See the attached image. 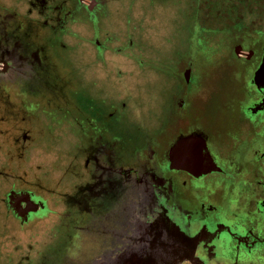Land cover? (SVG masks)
Listing matches in <instances>:
<instances>
[{"label": "flooded vegetation", "instance_id": "flooded-vegetation-1", "mask_svg": "<svg viewBox=\"0 0 264 264\" xmlns=\"http://www.w3.org/2000/svg\"><path fill=\"white\" fill-rule=\"evenodd\" d=\"M231 1L227 39L153 0H0V204L42 241L41 259L63 256L87 219L105 216L90 264L134 252L159 264H264V4ZM227 65L242 93L231 107L200 82ZM135 71L151 83L129 81ZM41 108L71 110L92 134ZM22 247L8 257L30 263L31 243Z\"/></svg>", "mask_w": 264, "mask_h": 264}, {"label": "rangeland", "instance_id": "rangeland-1", "mask_svg": "<svg viewBox=\"0 0 264 264\" xmlns=\"http://www.w3.org/2000/svg\"><path fill=\"white\" fill-rule=\"evenodd\" d=\"M154 3H156V9L158 11H162L161 13H164L166 15H170L172 13V10L175 9L177 12L180 10V17L184 19H190L188 22L189 25H198L199 20L202 22V19L209 20L216 26H207L206 29L209 30H217L223 37H227L229 39L231 29H232V21H231V7H232V1L231 0H189L187 4L184 7L180 6V9L175 8V0H153ZM163 2L162 7H158V3ZM245 3L252 4L254 7L256 6H262L264 4V0H245ZM244 4V2H243ZM147 9H150V2H142V9L141 12L144 11V13H149ZM170 40H173V38H169ZM146 42L145 44L150 46L149 41L144 40ZM146 66H153V61L147 60V63H144ZM221 63H219L220 65ZM220 67V66H219ZM212 68L207 67L205 69V73L207 75V78L203 79L201 84H203V87L205 85L206 92L209 94V92H212V95H214V92L218 95H225L227 98L224 100L223 105L227 104L228 107H231L233 104L230 100L231 98L237 99L238 97H241L242 93L239 89V81H233L232 73L230 70V66H223L221 68ZM127 71L133 69L132 66L126 67ZM137 72V71H135ZM141 80L142 83L147 84L151 83L149 81V77L139 75L138 72L134 75L129 77V81H133L134 83L137 82V80ZM147 79V80H146ZM219 88L218 90L214 91L215 88ZM230 96V97H229ZM6 108H4V111ZM70 110V109H69ZM3 111V112H4ZM41 112V115L48 117L52 121L58 120V121H64V122H71L74 126L75 133H78L81 137L84 139H87L88 136H90L92 133L91 131L84 127L81 124V121L78 120L72 113V111L61 112L59 109L55 108H41L39 109ZM74 111V110H73ZM75 112V111H74ZM4 114L6 115L7 112L5 111ZM71 116V117H70ZM40 125L43 126L47 124L52 123L49 119H46L44 117L40 116ZM67 121H66V120ZM78 120V121H75ZM69 123H67L68 125ZM85 124V122H83ZM71 128V124L68 125ZM73 129V128H72ZM44 130V129H43ZM40 130V138H43L42 134L43 131ZM46 130V129H45ZM49 145V144H48ZM105 147V144H104ZM48 147L45 149V153L43 156V165L46 166V168L50 167L51 169L54 168V164L48 160V158H52L55 156L54 152H49ZM50 151H54L51 147ZM61 152L69 151L68 148L61 145L58 147ZM40 153H43L42 150H39ZM65 157L64 155H61ZM70 155L66 156V158H70ZM57 166V165H56ZM49 169V168H48ZM45 181H49L48 177H45ZM102 220V221H101ZM96 219L92 218L90 220H86L87 227L79 230L78 233L75 236V239L73 240V246L67 250L63 256L58 257V253L56 251L51 252H44L45 255L41 259L40 252H42L41 246L42 241H38L37 239H30L28 236L27 238L23 235V230H19L18 226L14 223H11V221H7L3 217L2 213V204H0V264H22V262L18 258H9L8 253L13 252L15 253L16 250L14 248V245H20V249H23V245L25 246L27 243H31L33 251L29 252L26 250V252H22V256L28 253L33 256L31 260L25 262V264H90L91 261L96 257L97 253L105 247V216L102 217V219ZM104 221V222H103ZM90 224H92L90 226ZM95 225V227H92ZM32 227V226H31ZM48 240V239H46ZM102 240V241H101ZM101 241V242H100ZM16 243V244H15ZM58 243H61V240L58 239ZM22 248V249H21ZM59 249V248H58ZM18 250V249H17ZM18 250V251H19ZM48 252V253H47ZM50 254V257H49ZM27 259V258H25ZM34 261V262H33Z\"/></svg>", "mask_w": 264, "mask_h": 264}, {"label": "water", "instance_id": "water-1", "mask_svg": "<svg viewBox=\"0 0 264 264\" xmlns=\"http://www.w3.org/2000/svg\"><path fill=\"white\" fill-rule=\"evenodd\" d=\"M257 78L264 77V62L257 70L256 73ZM159 256L152 255L150 253H141V252H134L131 253L129 256L125 258L122 264H159ZM99 264H106L105 262H101Z\"/></svg>", "mask_w": 264, "mask_h": 264}]
</instances>
